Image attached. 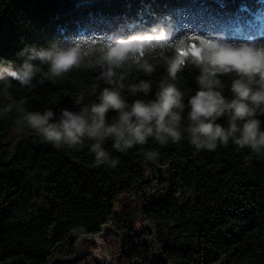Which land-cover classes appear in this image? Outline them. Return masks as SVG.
Instances as JSON below:
<instances>
[{"label":"trees","instance_id":"obj_1","mask_svg":"<svg viewBox=\"0 0 264 264\" xmlns=\"http://www.w3.org/2000/svg\"><path fill=\"white\" fill-rule=\"evenodd\" d=\"M153 28L169 34L161 48L187 47L193 36L232 46L264 43V0H0V60L19 67L28 46L49 41L97 53ZM198 74L191 64L178 73L185 104ZM165 75L161 64L150 76L137 74L152 91L133 96L125 87L128 102L155 99ZM97 76L81 69L43 83L38 74L30 88L11 78L7 88L0 82V111L22 104L0 115V264L70 259L88 234L101 237L114 264H264V155L231 142L197 152L185 133L179 145L150 139L127 153L108 142L105 149L119 160L113 169L94 166L90 142L77 152L57 149L27 127L13 131L24 109L77 111L73 101L82 88L106 86ZM221 80L231 98L232 76ZM94 100L86 94V103ZM217 122L227 127L226 119ZM148 151L159 158L146 162ZM82 245L97 248L88 240ZM63 264L97 263L87 255Z\"/></svg>","mask_w":264,"mask_h":264},{"label":"clouds","instance_id":"obj_2","mask_svg":"<svg viewBox=\"0 0 264 264\" xmlns=\"http://www.w3.org/2000/svg\"><path fill=\"white\" fill-rule=\"evenodd\" d=\"M168 40L166 30L153 28L130 42L122 39L97 53L85 50L80 44L65 46L49 41L45 45L28 46L21 53L28 58L19 67L10 60H0V82L5 88L11 80L30 88L38 74L43 76L39 81L43 83L81 69L98 71L97 79L106 85L101 91H97L96 85L87 92L82 88L73 101L77 111L63 108L57 115L51 108L43 112L24 109L13 131L22 134L27 127L57 149L77 152L90 142L94 166L113 169L119 160L105 149L106 143L111 142L115 150L127 153L135 146L146 145L150 139L160 146L179 145L185 133L189 145L197 152L215 151L231 142L241 151L248 149L264 155V129L259 119L264 116V43L232 46L217 40L202 41L196 52L181 53L183 44L176 48L160 47ZM229 52L239 54L241 59H224L223 54ZM246 55L251 56V62L242 59ZM66 57L71 59L65 61ZM157 64L165 68L166 75L157 85L155 99H135L129 103L125 87L133 96L149 95L151 81L137 82V74L150 76ZM188 64L199 72L195 78L198 88L185 104V94L177 81L178 73ZM43 66H47L46 74L42 72ZM225 75L232 76L231 98L223 94L221 77ZM86 94L95 97L93 103L85 102ZM14 107L22 108V104L8 103L0 115L10 113ZM186 107L189 111L185 123L182 114ZM110 112L115 113L111 119ZM221 119H226L227 127L217 122ZM143 155L146 162L159 158L156 151Z\"/></svg>","mask_w":264,"mask_h":264},{"label":"water","instance_id":"obj_3","mask_svg":"<svg viewBox=\"0 0 264 264\" xmlns=\"http://www.w3.org/2000/svg\"><path fill=\"white\" fill-rule=\"evenodd\" d=\"M92 234H88V235H85L83 236L80 241L82 240H85L88 238V236H91ZM92 236H97V235H92ZM99 238V241L102 242V239L97 236ZM81 254L83 255H90L92 256V258L94 259V261L97 263V264H105L96 254V252L92 251V250H79L77 249V246H76V252H75V255L70 258V259H66V260H55L52 262V264H63V263H72V262H75L79 259V257L81 256ZM107 259L110 261L109 264H114L113 261L111 260L110 256H109V253L107 251V255H106Z\"/></svg>","mask_w":264,"mask_h":264},{"label":"snow or ice","instance_id":"obj_4","mask_svg":"<svg viewBox=\"0 0 264 264\" xmlns=\"http://www.w3.org/2000/svg\"><path fill=\"white\" fill-rule=\"evenodd\" d=\"M202 41H199L197 40L196 37H191V38H188L184 41V43L187 44V47H184V48H181L180 51L181 53H186L188 51H193V52H196L198 50V46L199 44L201 43ZM223 58L224 59H230V60H240L241 58L239 57V54L237 53H232V52H229V53H225L223 54ZM71 57H66L65 58V61H68L70 60ZM243 60L245 61H248V62H251L252 58L250 55H246L242 58Z\"/></svg>","mask_w":264,"mask_h":264},{"label":"rangeland","instance_id":"obj_5","mask_svg":"<svg viewBox=\"0 0 264 264\" xmlns=\"http://www.w3.org/2000/svg\"><path fill=\"white\" fill-rule=\"evenodd\" d=\"M100 237V236H99ZM101 238V237H100ZM85 240H88L89 242H91V243H94L96 246H97V248L96 249H86V248H84L83 247V245H82V242L83 241H85ZM85 240H82V241H80L81 243L78 245V247H77V249H79V250H92V251H94V252H97L99 249H100V247H101V253H103L102 254V256L104 257V258H107L106 257V255H107V249H106V247H105V245H104V243H103V240H102V242H97V241H95V240H92V239H85ZM78 244V243H77ZM77 244H76V246H77ZM109 253V252H108ZM84 256H87V255H83V254H81V256L79 257V259H81V258H83ZM109 256H110V254H109ZM111 258V257H110ZM78 259V260H79ZM112 260V259H111Z\"/></svg>","mask_w":264,"mask_h":264},{"label":"bare ground","instance_id":"obj_6","mask_svg":"<svg viewBox=\"0 0 264 264\" xmlns=\"http://www.w3.org/2000/svg\"><path fill=\"white\" fill-rule=\"evenodd\" d=\"M88 239H92V240H95V241H97V242H99L100 243V241H99V238L97 237V236H88ZM81 242L79 241L78 242V244H77V247H78V245L80 244ZM96 254H97V256L105 263V264H109L110 263V261L107 259V258H104L103 256H102V254L103 253H101V247H100V249L96 252Z\"/></svg>","mask_w":264,"mask_h":264}]
</instances>
